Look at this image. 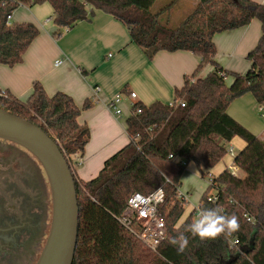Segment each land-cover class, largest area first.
Returning <instances> with one entry per match:
<instances>
[{
  "label": "trees",
  "instance_id": "trees-1",
  "mask_svg": "<svg viewBox=\"0 0 264 264\" xmlns=\"http://www.w3.org/2000/svg\"><path fill=\"white\" fill-rule=\"evenodd\" d=\"M48 2L58 37L62 28L102 10L122 22L131 41L148 59L158 51H190L200 58L195 70L174 90L169 106L159 101L144 105L134 102L125 119L128 143L104 161L98 174L77 179L74 163L84 154L90 132L78 118L79 108L64 92L48 96L39 82H33L25 99L0 89V108L41 127L58 145L72 173L76 192L77 236L72 264H264V139L256 136L227 113L230 102L252 94L264 112V3L254 0H198L194 9L176 26L161 23L165 7L153 12L154 0H0V63H19L38 34L30 22L7 26L6 15L20 4ZM261 23L260 37L246 55L250 67L244 74L220 67L213 59L215 33L248 24ZM213 69L196 77L205 64ZM231 75L228 85L225 77ZM140 108V113L135 109ZM262 112V114H263ZM234 137L244 146L233 158L240 174L228 168L211 176L201 194L199 208L220 207L226 215L239 218L240 229L230 236L201 240L187 229L194 208L178 224L186 201L177 197L180 177L189 162L201 172L215 166L226 154V144ZM172 155L169 157V155ZM76 160V162H74ZM161 187L165 202L159 211L165 234L155 251L122 226L117 218L124 211L128 196L137 191L148 194ZM214 188L215 199L208 200ZM183 233L188 246L183 252L169 243ZM232 240L236 243L230 244Z\"/></svg>",
  "mask_w": 264,
  "mask_h": 264
},
{
  "label": "crops",
  "instance_id": "crops-1",
  "mask_svg": "<svg viewBox=\"0 0 264 264\" xmlns=\"http://www.w3.org/2000/svg\"><path fill=\"white\" fill-rule=\"evenodd\" d=\"M254 1L264 3V0ZM176 2L172 0L166 7L171 5L172 9ZM197 2L185 0V11L173 20V16H169L168 24L171 27L178 25ZM156 11L158 9L153 12ZM52 14L53 9L48 2L20 5L12 12L13 22H30L38 28V34L19 63L11 67L0 63V89L18 99H25L32 83L39 82L48 96L64 92L79 108L84 101H91L89 107L81 109L78 118L89 129V141L83 156L77 158L73 166L77 179L87 181L98 174L107 158L128 143L125 119L130 113L131 103L174 102L175 88L183 85L184 77L195 70L200 58L190 51L177 50L158 51L148 59L131 41L126 26L99 9H94L93 15L87 19L62 28L60 35L54 37L57 27ZM260 33L261 23L257 19L242 27L215 33L214 61L225 70L244 74L250 67L246 55L255 47ZM57 60L61 62L55 65ZM212 69L211 64H205L196 77L202 78ZM232 79L225 77L226 84L229 85ZM96 87L98 92L92 101ZM118 92H134L136 98L125 95L119 103L121 113L114 115L106 103ZM256 105L252 94L246 93L232 100L226 111L246 129L264 139V122L254 113ZM232 142L238 150L244 146L241 138L234 137ZM230 147L234 150L233 146ZM217 165L211 170L219 174L230 164L227 167ZM208 174L209 177L214 176ZM183 215L184 212L178 224L186 217Z\"/></svg>",
  "mask_w": 264,
  "mask_h": 264
},
{
  "label": "flooded vegetation",
  "instance_id": "flooded-vegetation-1",
  "mask_svg": "<svg viewBox=\"0 0 264 264\" xmlns=\"http://www.w3.org/2000/svg\"><path fill=\"white\" fill-rule=\"evenodd\" d=\"M51 201L39 163L0 139V264H34L48 234Z\"/></svg>",
  "mask_w": 264,
  "mask_h": 264
},
{
  "label": "water",
  "instance_id": "water-1",
  "mask_svg": "<svg viewBox=\"0 0 264 264\" xmlns=\"http://www.w3.org/2000/svg\"><path fill=\"white\" fill-rule=\"evenodd\" d=\"M0 139L15 143L30 153L47 181L51 220L34 264H72L78 206L72 173L58 145L38 125L1 108Z\"/></svg>",
  "mask_w": 264,
  "mask_h": 264
},
{
  "label": "built area",
  "instance_id": "built-area-1",
  "mask_svg": "<svg viewBox=\"0 0 264 264\" xmlns=\"http://www.w3.org/2000/svg\"><path fill=\"white\" fill-rule=\"evenodd\" d=\"M5 23L7 26L13 23L12 13L6 15ZM60 62V60H57L55 65L59 64ZM97 92L98 87L94 88L92 101H95ZM125 95H128L132 99L136 98V94L134 92H129L127 94L124 92H118L113 96V98L107 101L106 105L114 115H119L121 113L119 103L123 100ZM133 104L134 102L131 103V107ZM175 104H179L180 106L184 105L182 100L170 102L168 105L173 106ZM140 111V108L135 109V113H140ZM259 111H263L262 106H259ZM227 152L232 154V147H229ZM171 156L172 155L170 154L169 157ZM228 169L232 175H239V168L234 163L230 164ZM160 191L164 193L161 187L154 189L148 194H143L137 191L131 193L126 200L124 211L117 218L118 222L122 226H124L137 239H139L146 247L153 251H155L159 246L165 234V222L159 211L160 206L165 202V195L162 201L158 200L157 194ZM177 197L183 201L187 200L185 194L180 192L178 189ZM212 199H215V193L209 194L208 200ZM193 208L195 210L194 217L196 220L198 218V204ZM234 243H236V240H232L230 242V244Z\"/></svg>",
  "mask_w": 264,
  "mask_h": 264
},
{
  "label": "rangeland",
  "instance_id": "rangeland-1",
  "mask_svg": "<svg viewBox=\"0 0 264 264\" xmlns=\"http://www.w3.org/2000/svg\"><path fill=\"white\" fill-rule=\"evenodd\" d=\"M172 0H155V2L153 3L152 7H151V11H155V10H160L162 8L165 7V11H163V14L161 15V23H167L165 21H168L169 16H173L172 20L180 13H183L185 11V0H177L176 5L174 8H171V5L169 7H166V5L170 4ZM18 8V7H17ZM16 8V9H17ZM14 12V11H13ZM170 26V23L168 24ZM226 77L232 78L231 75H228ZM226 82V81H225ZM228 83V82H226ZM254 113L264 122V115H262V112L259 111L258 109V104L256 105L255 109H254ZM124 115V114H123ZM250 131V130H249ZM251 132V131H250ZM235 138H239V137H235ZM230 146H233L234 150L232 152V154H230L229 152H227L228 148ZM238 148L235 145V142H228L226 144V154L225 156L217 163V166H228L229 164L232 163L233 161V156H235L238 152ZM215 166L205 170V174L203 175V177H201V172L200 170L196 167V165L193 162H189L181 177H180V184L178 187V190L182 193L185 194L186 197V203H185V211H184V215L183 216H187L189 214V212L192 210L194 205H197L199 202V198L201 196V194L204 192V190L207 188L209 179L211 177H209L208 173H212L214 176L217 175L215 170H211L212 168L214 169ZM240 174V172H239ZM211 175V174H210ZM215 189L211 188L209 191V194H214L215 193Z\"/></svg>",
  "mask_w": 264,
  "mask_h": 264
},
{
  "label": "clouds",
  "instance_id": "clouds-1",
  "mask_svg": "<svg viewBox=\"0 0 264 264\" xmlns=\"http://www.w3.org/2000/svg\"><path fill=\"white\" fill-rule=\"evenodd\" d=\"M164 193L160 191L157 199L162 201ZM198 218L191 223L187 229L201 240L215 239L221 234L230 236L240 229L239 218L235 215H226L225 210L220 207L198 208ZM169 243L177 246L178 252H183L188 246V238L183 233L172 237Z\"/></svg>",
  "mask_w": 264,
  "mask_h": 264
}]
</instances>
